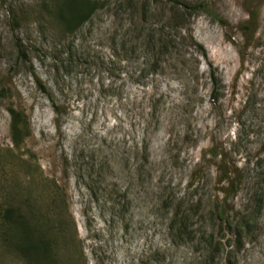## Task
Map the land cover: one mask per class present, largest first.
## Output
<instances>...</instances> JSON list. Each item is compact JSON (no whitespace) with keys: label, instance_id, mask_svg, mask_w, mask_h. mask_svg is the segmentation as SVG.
<instances>
[{"label":"rangeland","instance_id":"1","mask_svg":"<svg viewBox=\"0 0 264 264\" xmlns=\"http://www.w3.org/2000/svg\"><path fill=\"white\" fill-rule=\"evenodd\" d=\"M98 1L0 0V264H264V0Z\"/></svg>","mask_w":264,"mask_h":264},{"label":"trees","instance_id":"2","mask_svg":"<svg viewBox=\"0 0 264 264\" xmlns=\"http://www.w3.org/2000/svg\"><path fill=\"white\" fill-rule=\"evenodd\" d=\"M152 0H149L150 3ZM96 2H99L98 0H61V2L58 4L57 7V19L61 23L63 30L69 34L74 33L76 30H78L86 21L90 19L92 14L95 12L97 8ZM149 4L142 3L140 4L142 10L144 13L149 12ZM172 10H175L177 13H180L182 16L184 15V8L181 7V5L172 6ZM219 22V18L217 16H214ZM246 29H244L243 32H245ZM158 37V40L155 39V37ZM170 37V38H169ZM148 43H147V53L146 56H144L145 62L142 63V66L144 68L147 67H155L156 62L154 60L156 55H165L168 53H172L173 50L177 46L176 38L173 36H170L168 34L163 33L162 31H157L156 29L151 31V34L147 36ZM199 49H201L200 46H198ZM202 50V49H201ZM143 74L139 73L138 78H142ZM152 101H149V104ZM53 111L58 116L60 115V110L57 106L53 105ZM150 108V107H148ZM8 113L10 115L11 120V140L12 144L17 146L19 142L21 141V135L19 133V129L23 128L25 126V122L21 119V114L16 112L13 109H8ZM144 117V118H143ZM150 117V113L142 114L143 121H147ZM231 178L226 177L221 182L226 183L227 186L229 184L232 185V182L230 183ZM228 189V188H227ZM11 211H8V214ZM224 216H226L225 211L222 209L217 211V218L219 221L223 222V224L226 223L224 221ZM236 225H232V223H229L226 228H223L221 232H224L229 236L227 239H224L225 237H221L218 239V241H215L213 238V234L209 236L210 241H208V248L207 250H211L212 256L211 259H213L216 254H218L220 251L224 252L226 256L234 255L237 250L240 249V242L242 240L241 232L242 229V218L237 219L235 221ZM13 223H5L6 231H11L14 229ZM229 240H231L237 247H234L229 244ZM34 248L33 245H28V247H17L18 250L24 252L23 255H27L30 250ZM26 249V250H25ZM210 257V256H209Z\"/></svg>","mask_w":264,"mask_h":264}]
</instances>
